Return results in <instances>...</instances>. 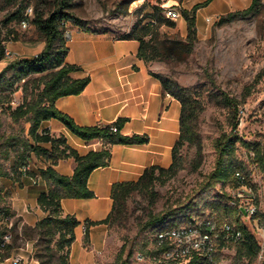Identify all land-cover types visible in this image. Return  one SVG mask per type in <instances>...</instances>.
Instances as JSON below:
<instances>
[{
	"label": "rangeland",
	"instance_id": "obj_1",
	"mask_svg": "<svg viewBox=\"0 0 264 264\" xmlns=\"http://www.w3.org/2000/svg\"><path fill=\"white\" fill-rule=\"evenodd\" d=\"M202 0H71L70 11L83 18L90 27L106 28L115 34H122L137 21L145 23L160 19L161 24L152 26L153 35L159 39H185L186 22L182 8ZM251 0H211L196 10V40L192 51L185 57H157L152 64L158 71L192 89L201 101L197 115V130L201 138L202 150L198 158L193 146L184 143L180 148L183 167L174 176L155 181L153 192H134L125 204L124 210L106 223L108 235L106 245L95 254L98 264H109L124 242L130 247L132 264L140 262L136 254L143 243L160 226L188 224L216 213V203L227 199L224 192L232 194L229 183L217 182L207 186L206 178L214 164L215 152L212 140L231 128L232 110L220 100L222 92L244 100L239 104L238 134L246 141L264 150V0H257L258 12L247 18H237L219 23L218 19L229 10L243 8ZM175 6L180 10L178 17L164 13V6ZM31 7L47 12L52 0H0V40L1 44L15 50L19 56H32L44 44L42 34L28 22L23 27L19 18L5 21L9 13L20 9L25 13ZM207 16H212L208 21ZM164 21H171L167 24ZM70 23L65 27H70ZM149 32L146 37H150ZM68 39V38H67ZM8 59L0 58V70ZM259 74V75H258ZM39 74H32L17 80L8 93L9 101L0 97V165L7 174H0V206L9 208L13 216L12 244L30 258V264H42L33 246L34 240L26 239L22 233L25 223L32 224L35 215H40L32 201L22 198L25 181L17 173V150L6 143L9 135H27L29 122L24 118L15 120L10 108L20 103L26 93H33L42 85L36 86ZM27 84V91L24 86ZM15 100L16 103H12ZM8 156H5V154ZM236 160L243 165L248 183L254 192L257 210L264 212V168L258 164L254 150L241 143L237 145ZM199 165L194 167L197 161ZM27 209L28 221L19 214ZM170 212L161 223L143 228L152 214ZM246 226L254 233L264 247V232L257 228L254 218L242 216ZM150 245V244H148ZM234 248L221 249L218 264H231ZM46 258V257H44ZM46 264H60L55 257ZM255 264H264V251L255 259Z\"/></svg>",
	"mask_w": 264,
	"mask_h": 264
},
{
	"label": "trees",
	"instance_id": "obj_2",
	"mask_svg": "<svg viewBox=\"0 0 264 264\" xmlns=\"http://www.w3.org/2000/svg\"><path fill=\"white\" fill-rule=\"evenodd\" d=\"M211 0H202L194 3L191 8H182L181 13L186 22L185 39L163 38L159 39L153 35L152 26L161 24L163 21L157 19L145 23L137 21L131 25L128 31L118 34L121 37H133L138 39V56L145 61H152L157 57L175 56L185 58L193 49L196 40V10L200 6L208 4ZM71 0H52V7L46 13L35 9L33 15L28 18L36 29L42 34L43 47L32 56H18L8 60L0 70V97L9 101L8 93L13 84L20 79L29 77L32 74H39L40 78L36 84L42 86L33 93H26L20 103L10 108L13 119L24 118L29 122L27 135H9L6 143L14 150H17L16 164L28 162L31 153L43 157L48 161L44 167H40L38 172L29 170L28 173L39 177L46 182V188L39 191L36 202L44 214L33 224L25 223L22 233L26 239L34 240L33 246L42 264H46L56 256L60 264H70L69 248L75 238L74 228L79 220L73 213H63L61 199L65 197H91L93 190L88 185L90 172L100 166L109 163L111 151L109 144H141L148 140L146 133L124 134L121 128L126 117H118L115 121L106 124L80 125L67 113L58 109L55 101L59 96L66 94H76L82 91L89 80V76L73 77L71 72L77 70L79 66L75 63L65 61L67 53V38L64 29L70 24H74L82 29L93 30L81 17L70 11ZM258 12L257 0L243 7L227 11L218 19L219 23L231 21L237 18H247ZM12 18H19L21 21L26 18L22 10L16 9L8 14L5 21ZM172 24L171 21H164ZM96 30V29H95ZM100 30L106 31V28ZM152 32L150 37H146ZM4 44L0 40V58L3 57ZM162 83L164 91L169 92L180 102V132L173 144L171 151V161L167 166L152 164L147 166L143 172L131 180L114 182L111 188L112 208L102 219L88 220V224L99 222L107 223L111 218H115L124 210L128 197L134 192H153L156 180H166L176 174L183 167V157L180 148L184 143L193 146L198 158L201 156L202 144L197 130V115L202 104L193 94L191 88L179 84L176 80L161 72H152ZM259 75V74H258ZM27 91V84L24 86ZM222 92L220 100L231 108L232 120L231 128L228 132H222L212 140L215 157L212 169L209 171L206 184L213 186L217 182L229 183L232 188L238 186L239 181L236 172L240 171L244 175V182L248 183L247 175L243 172V165L236 160V149L239 143L254 150V156L261 168H264V150L250 141L244 140L237 132L239 123L237 111L239 104L244 100ZM56 118L64 123L66 128L73 134L85 140L101 139L107 145L100 149H90L85 153H79L76 148L69 145L63 133L51 134L42 126V122ZM114 124L116 129L111 125ZM47 143L48 145H45ZM5 156H8L7 152ZM73 157L76 165L70 174L59 172L55 164L61 158ZM199 160L194 167L199 165ZM0 174H7L1 169ZM227 199L232 202H217L216 213L213 214L218 220L227 219L242 230V238L238 241H226L220 237L217 241L212 264H218L221 249L229 246L234 248V255L231 264H255V259L260 251V243L254 233L246 226L241 219L242 209L237 205L236 198L224 192ZM0 211L11 214L9 208L0 206ZM170 212L163 214H152L143 224L146 228L155 223H161ZM258 223L264 225V212L256 211L253 215ZM87 226V223H86ZM164 227V226H160ZM159 228V227H158ZM87 230L84 238L87 240ZM150 244V245H148ZM132 248L126 250L123 242L109 264H132L130 256ZM162 247L156 246L155 241L150 236L142 245L139 252L158 253ZM46 257V258H44ZM199 256L193 254L186 264H197Z\"/></svg>",
	"mask_w": 264,
	"mask_h": 264
},
{
	"label": "crops",
	"instance_id": "obj_3",
	"mask_svg": "<svg viewBox=\"0 0 264 264\" xmlns=\"http://www.w3.org/2000/svg\"><path fill=\"white\" fill-rule=\"evenodd\" d=\"M69 26L65 61L79 66L71 76L88 75L89 80L81 92L59 96L56 107L80 125L106 124L118 117H126L122 133L148 135V140L141 144H109V163L94 168L88 176L93 196L61 199L63 213H73L79 220L69 248L70 264H98L95 254L106 245L108 228L104 222L88 224L87 221L102 219L110 212L114 182L136 179L149 165L167 166L170 163L172 147L180 132V102L164 91L160 80L152 74L158 72L152 61L138 56V39L121 37L109 29L86 30L74 24ZM42 126L51 134L63 133L67 143L79 153L107 145L101 139L80 138L56 118L43 121ZM28 161L35 172L48 164L34 153L30 154ZM75 165L70 156L59 159L54 166L59 172L70 174ZM20 178L27 186L22 198L32 201L36 212H41L33 218L35 222L44 214L36 197L46 188V182L40 177L36 183H32L29 177ZM19 214L28 221L30 213L27 209Z\"/></svg>",
	"mask_w": 264,
	"mask_h": 264
},
{
	"label": "built area",
	"instance_id": "obj_4",
	"mask_svg": "<svg viewBox=\"0 0 264 264\" xmlns=\"http://www.w3.org/2000/svg\"><path fill=\"white\" fill-rule=\"evenodd\" d=\"M31 7H27L25 11L26 18L20 21L21 26H27L31 15ZM164 13L168 16L178 17L180 10L175 6H164ZM212 16H207L209 21ZM64 34L70 36V31L65 28ZM19 53L8 47H4L3 58L13 59L18 57ZM12 103H16L15 100ZM116 129L114 124L111 125ZM29 161L21 163L17 166V173L22 177H29L32 183H36L39 174L31 175ZM236 177L239 181L238 186L233 188L232 195L237 199V205L242 209L243 216L254 218L253 215L257 211L254 201L255 195L251 185L244 182V175L237 171ZM257 228L264 232V225L258 223L254 218ZM13 216L0 211V264H30L28 255L20 252L13 244ZM156 246L162 247L158 253L138 252L136 258L142 262L148 260L150 264H186L193 254L199 256L197 264H212L214 261V252L216 250L217 241L220 237L226 241H238L242 238V230L234 223L227 219L218 220L213 214H209L201 220L192 221L188 224H172L155 229L151 235ZM264 251V247H260L259 256Z\"/></svg>",
	"mask_w": 264,
	"mask_h": 264
}]
</instances>
